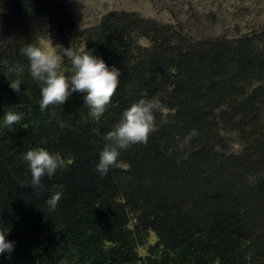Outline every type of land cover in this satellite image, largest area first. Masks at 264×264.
<instances>
[{
  "label": "trees",
  "instance_id": "trees-1",
  "mask_svg": "<svg viewBox=\"0 0 264 264\" xmlns=\"http://www.w3.org/2000/svg\"><path fill=\"white\" fill-rule=\"evenodd\" d=\"M43 38L93 50L120 71L98 119L79 92L41 111L42 83L21 50ZM62 58L70 77L71 61ZM17 79L19 94L9 87ZM260 97L264 31L192 41L171 25L114 12L76 31L64 0H0V231L14 242L0 264H264ZM142 98L160 102L156 130L101 175L105 134ZM7 111L21 114L20 122L6 126ZM226 128L247 132L240 154L221 150ZM35 148L64 160L38 190L23 159ZM56 191L61 199L50 210L45 201ZM150 232L156 242L142 256Z\"/></svg>",
  "mask_w": 264,
  "mask_h": 264
},
{
  "label": "clouds",
  "instance_id": "clouds-1",
  "mask_svg": "<svg viewBox=\"0 0 264 264\" xmlns=\"http://www.w3.org/2000/svg\"><path fill=\"white\" fill-rule=\"evenodd\" d=\"M21 51L30 62L31 76L42 83L41 111L49 105L64 104L72 92L84 94V105L94 119H98L111 103L121 73L114 66L110 69L103 59L94 56L93 50L77 52L59 44L54 49L44 50L28 44ZM59 53L71 61L70 77L60 71L62 57ZM9 82V87L19 94L21 81L17 79ZM159 106L160 102L156 98H142L123 111L121 119L104 136L107 143L99 152V162L96 165V170L101 175L107 174L110 167L121 166L118 162L121 150L148 142L149 135L156 130L154 111L158 110ZM21 119V114L7 111L4 115V124L11 127L18 124ZM194 135H197L195 130L185 138V142ZM23 159L30 169V186L35 190L41 188L42 177L45 175L51 177L58 168L64 166V160L59 153L52 154L44 148L28 150ZM61 195L60 191H56L45 201L50 210L56 209ZM5 236L6 233L0 231V254L7 252L10 255L14 249V242L7 241ZM60 264H65V261L62 260Z\"/></svg>",
  "mask_w": 264,
  "mask_h": 264
},
{
  "label": "rangeland",
  "instance_id": "rangeland-1",
  "mask_svg": "<svg viewBox=\"0 0 264 264\" xmlns=\"http://www.w3.org/2000/svg\"><path fill=\"white\" fill-rule=\"evenodd\" d=\"M64 1L73 19L76 31L96 26L102 17L110 12L133 13L142 19L171 25L175 30L192 41L211 39L232 40L243 37L253 38L264 31V0ZM138 42L142 45H147V41L143 39ZM55 46L48 38L40 40V47L44 50L54 49ZM82 50L83 48L80 45L78 51L81 52ZM62 61L63 58L60 65L61 72L64 70ZM257 105L260 109L261 123H264L263 97L259 98ZM253 127L251 126V130ZM221 134L225 144V149L221 150L225 156L236 155L242 152L244 144L241 137L248 135L244 129L230 130L226 128L221 131ZM257 176L251 175L250 181L254 180ZM155 242L156 237L154 233L150 232L146 245L138 247V253L145 256L147 247L153 245Z\"/></svg>",
  "mask_w": 264,
  "mask_h": 264
}]
</instances>
